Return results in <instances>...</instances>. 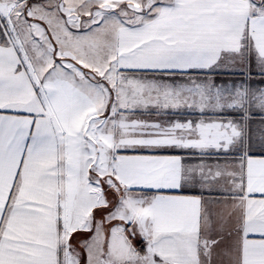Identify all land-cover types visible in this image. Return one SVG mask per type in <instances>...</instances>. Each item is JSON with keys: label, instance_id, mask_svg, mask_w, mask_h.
<instances>
[{"label": "snow or ice", "instance_id": "1", "mask_svg": "<svg viewBox=\"0 0 264 264\" xmlns=\"http://www.w3.org/2000/svg\"><path fill=\"white\" fill-rule=\"evenodd\" d=\"M0 264H264V0H0Z\"/></svg>", "mask_w": 264, "mask_h": 264}]
</instances>
